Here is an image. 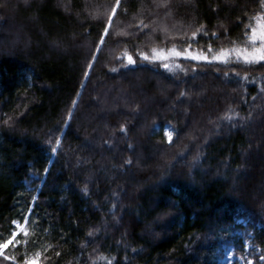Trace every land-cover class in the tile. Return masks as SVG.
<instances>
[{"label":"trees","instance_id":"obj_1","mask_svg":"<svg viewBox=\"0 0 264 264\" xmlns=\"http://www.w3.org/2000/svg\"><path fill=\"white\" fill-rule=\"evenodd\" d=\"M263 21L264 0H0V252L47 172L0 264H219L241 229L264 253V62L239 57ZM171 52L207 60L169 75Z\"/></svg>","mask_w":264,"mask_h":264},{"label":"rangeland","instance_id":"obj_2","mask_svg":"<svg viewBox=\"0 0 264 264\" xmlns=\"http://www.w3.org/2000/svg\"><path fill=\"white\" fill-rule=\"evenodd\" d=\"M254 42L261 44V49L255 53L239 54V57L246 62L261 61L264 62V21L261 22L257 31L254 34ZM182 58L192 59L196 61H206L205 57L196 54L180 55L176 52H171L163 57V71L169 75H175L181 70L179 60ZM225 59V56L221 57ZM156 130L162 132L168 142H171L175 137V129L172 126H157ZM24 226H18L14 237L17 236ZM236 241L225 243L218 252L219 264H264V253L252 243L251 233H246L245 229L235 232ZM11 242V241H10ZM9 243V242H8ZM8 245V244H7ZM6 245V246H7ZM5 246V247H6ZM257 257V258H256ZM35 260H30L29 264H34Z\"/></svg>","mask_w":264,"mask_h":264},{"label":"water","instance_id":"obj_3","mask_svg":"<svg viewBox=\"0 0 264 264\" xmlns=\"http://www.w3.org/2000/svg\"><path fill=\"white\" fill-rule=\"evenodd\" d=\"M28 219H29V216L27 217V221H28ZM27 223V222H26ZM15 239V238H14ZM14 239L13 240H11V242L8 244V246L11 244V243H13L14 242ZM6 249V248H5Z\"/></svg>","mask_w":264,"mask_h":264}]
</instances>
